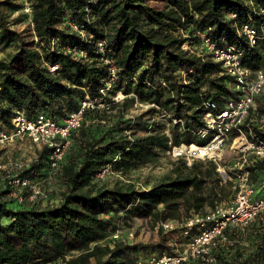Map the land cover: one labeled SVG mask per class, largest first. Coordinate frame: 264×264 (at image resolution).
<instances>
[{
  "label": "trees",
  "instance_id": "obj_1",
  "mask_svg": "<svg viewBox=\"0 0 264 264\" xmlns=\"http://www.w3.org/2000/svg\"><path fill=\"white\" fill-rule=\"evenodd\" d=\"M17 1L0 0V129L12 128L16 109L62 122L87 96L101 95L107 70L97 51L100 40L117 66L112 94L122 90L126 97L115 111H85L88 123L73 130L53 169L57 189L46 201L10 200V186H0V264H137L151 253L175 252L165 240H134L132 229L138 220L152 228L171 220L178 223L172 230L183 232L180 224L192 210L207 212L233 196V182L222 181L217 163L177 158L169 172L145 185L98 174L108 165L122 173L137 170L166 152L170 141L199 140L194 132L203 125L205 102L223 106L234 96L233 77L207 50L189 52L183 44L196 47L203 33L244 49L243 63L253 71L264 67V0ZM244 23L256 30L254 45ZM67 45L87 49L88 59L74 58ZM52 64L58 65L54 72ZM137 101L144 106L136 107ZM257 103L242 127L251 139L264 140V94ZM48 151L26 174L50 167ZM248 168L256 197L264 196V158L252 157ZM224 234L233 243L214 247L219 261L264 264V210L244 231L228 226Z\"/></svg>",
  "mask_w": 264,
  "mask_h": 264
},
{
  "label": "built area",
  "instance_id": "obj_2",
  "mask_svg": "<svg viewBox=\"0 0 264 264\" xmlns=\"http://www.w3.org/2000/svg\"><path fill=\"white\" fill-rule=\"evenodd\" d=\"M260 12L263 15L261 29L264 32V3L260 6ZM70 25L77 31H83L73 22H70ZM242 30L248 35L250 45H254L257 36L255 28L244 23ZM199 35L201 36L199 45L193 47L186 42L183 47L189 52L198 54L203 50L211 53L213 59L221 64L224 72L233 77L235 93L223 106H219L214 101L205 102L203 125L194 132L199 140L182 141L178 144L170 141L168 151L173 158H184L188 163L195 159L215 161L222 181L233 182V200L228 205L217 202L214 208L207 212L195 210L190 212L188 218L180 224L184 228L183 233L188 236L187 247L183 252L154 253L147 259L138 261L137 264H185L190 260L200 261L202 264H223L213 255V249L220 241L233 243L224 234L225 229L233 226L244 231L264 210V196L256 197V189L251 182V172L248 168L252 157L264 158V140L251 139L242 127L247 120L252 119L251 111L258 105L257 97L264 94V67L253 71L243 63L244 49L228 43L220 44L203 33ZM64 50L76 59H88V50L85 48L67 45ZM97 51L100 52V60L107 70V78L100 90L101 95L94 98L87 96L82 100L79 109L70 112L62 122L56 121L46 112H41L32 119L24 110L16 109L12 128L0 129V142H6L13 137L28 138L33 144L41 146L42 150L48 149L47 159L50 168H58L71 145L73 130L88 123L85 119V111L103 109L109 112L114 104L126 97L122 90L112 94L117 81V66L114 59L107 54L105 41L97 42ZM49 68L54 72L58 69V65L52 64ZM135 105L144 106L138 101ZM173 121L182 122L178 118H173ZM229 141L232 142V148L237 155L228 166H225L220 162L224 155V147ZM3 167L4 165L0 163V170ZM11 168L15 171L11 180L12 186L33 190V197L41 193L40 187L34 185L30 179L29 175L33 171L27 175L23 174L26 167L20 161H14ZM110 172L111 167L108 165L98 175L104 176ZM177 226L178 223L167 220L158 222L156 229L162 227L172 230ZM120 232L116 230L113 237H118ZM129 234L132 236L133 232Z\"/></svg>",
  "mask_w": 264,
  "mask_h": 264
},
{
  "label": "rangeland",
  "instance_id": "obj_3",
  "mask_svg": "<svg viewBox=\"0 0 264 264\" xmlns=\"http://www.w3.org/2000/svg\"><path fill=\"white\" fill-rule=\"evenodd\" d=\"M17 2H22V0H18ZM18 13L20 12L17 11L16 15ZM16 15L14 13L9 18H13V16ZM27 24L28 21L26 20V22L21 23L20 27L23 29L27 27ZM3 53L4 52H0V56H2ZM138 106L140 105H137L136 107ZM112 111H115V108H113ZM134 111V108H130L129 112ZM41 151L42 147L33 144L28 138L13 137L6 142H0V163L4 165L3 169L0 170V186H4L6 184L10 186V192H8L7 194L10 200L17 199L18 201H25L42 199L43 201H46L48 197L54 191H56V187L58 186V177L53 173L54 170L50 167L41 168L37 173H31V176L29 175L32 183L39 186L41 189V193L37 194L36 196L33 197L34 192L29 188L12 186L13 184L11 183V180L15 171L13 168H11V164L14 161L22 162L26 167L23 174H26L28 168L32 166L33 161L38 158ZM236 155L237 153L232 148V142L229 141L224 147V155L220 163L222 165L228 166ZM175 160L176 158H173L167 150L153 162H149L137 170H132L126 173L111 170V172L107 176L111 180H135V182H139L140 184L145 185V180L154 181L161 175L169 172L173 167V163ZM232 200L233 196H230L226 198L223 203L228 205L231 204ZM132 231L134 232V235L133 237H131L136 241L155 243L165 240V245H168L172 249V251L175 252H183L187 247L188 236L179 229H175L172 231L168 230L163 233H159L157 232L156 228H152L150 223H147L143 220H138L135 223Z\"/></svg>",
  "mask_w": 264,
  "mask_h": 264
}]
</instances>
